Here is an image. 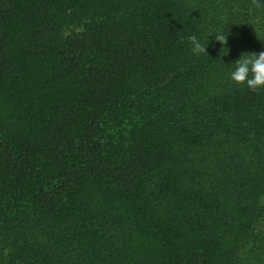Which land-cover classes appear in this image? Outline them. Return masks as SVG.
<instances>
[{"label":"trees","instance_id":"16d2710c","mask_svg":"<svg viewBox=\"0 0 264 264\" xmlns=\"http://www.w3.org/2000/svg\"><path fill=\"white\" fill-rule=\"evenodd\" d=\"M261 50L253 0H0V264H264Z\"/></svg>","mask_w":264,"mask_h":264},{"label":"clouds","instance_id":"9594fccd","mask_svg":"<svg viewBox=\"0 0 264 264\" xmlns=\"http://www.w3.org/2000/svg\"><path fill=\"white\" fill-rule=\"evenodd\" d=\"M253 3L259 7L264 4V0H253ZM214 42L226 44L230 33L228 31H218L209 33ZM187 40L190 42V51L193 55L205 53L206 44L201 43L196 35H189ZM245 55L232 61V68L229 72V80L236 84L245 85L250 91H257L259 88L264 87V50L259 52H246Z\"/></svg>","mask_w":264,"mask_h":264}]
</instances>
